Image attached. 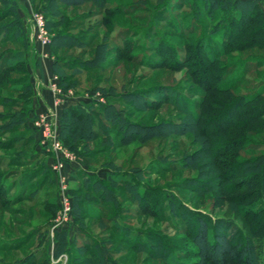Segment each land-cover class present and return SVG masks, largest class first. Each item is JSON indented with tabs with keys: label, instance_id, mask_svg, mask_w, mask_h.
Here are the masks:
<instances>
[{
	"label": "trees",
	"instance_id": "1",
	"mask_svg": "<svg viewBox=\"0 0 264 264\" xmlns=\"http://www.w3.org/2000/svg\"><path fill=\"white\" fill-rule=\"evenodd\" d=\"M109 1L38 0L39 3L37 4L36 2L34 3V0H31L35 4L34 7L39 5L42 9L46 10L48 8L49 12L46 10L48 13L47 17L50 18L52 15H55L54 12L52 13L50 11L57 9L58 6L78 8L91 2L95 6L102 8ZM116 1H119V3L113 5V8L108 13L109 16L126 18V16H130L129 14L139 10L147 13L148 19L150 20L141 33L143 37H147V41H150L149 35L156 37L155 44L152 48L158 57L157 59L154 58L151 60L150 63L156 64L154 68L158 69L166 65L160 62L166 59H173L175 64L181 65L180 68L189 70L188 75L192 80V88H189L188 93L195 95L198 100H190L187 96L169 85L158 86L148 90L135 89L132 92H123L118 94V100L114 102L108 101L111 99V96H109L110 93L114 94L113 92L107 90L109 92L105 94L102 92L103 90H100V94L105 97L104 103L88 101L84 104L69 105L60 110L57 134L62 146L75 154L77 153L76 156L78 158H86V155L91 152L88 148V143L97 140L99 137L104 139L101 142L102 144H100V148L104 147L105 150H112V148L120 149L122 147H128L135 142L144 144L154 138L192 135L191 142L198 144L199 147L190 153L184 154L176 164H167V166H175L170 169L171 171L191 168L197 160L208 157L209 154L217 155L216 159H224L226 157H234V152L242 150L248 144H251L252 147H264L262 143V140H264V13L260 8L261 0ZM122 1L126 3L120 4ZM18 9L19 4L16 0H0V76L4 73L12 74L18 68L22 69V80L15 81L16 84L20 82L23 84L18 88L8 89L7 91L14 92L19 96L28 93L29 96L27 99L20 98L16 100V105L18 104L17 108H19L18 111L6 115L3 119L5 122L0 126V134H3V132L18 134L22 131L24 136L22 135L16 141L10 138L6 141V144H0V150L2 151L10 150L11 146L13 147L14 144L19 142L21 143L15 147L16 149L30 145L34 141L37 144L34 132L29 125L31 118L35 114L34 109L29 107V103L32 104L33 90L30 84V73L26 67L31 44L22 20L18 16ZM183 10L184 12H182ZM139 17L141 22L145 20V18ZM157 18L162 23L165 22V26L171 31H164L160 35L157 33L159 35L158 37L155 34L158 30L154 31L153 29L155 27L152 24V21H155ZM44 20L45 29L48 32L56 28L55 21L51 19L46 20L45 18ZM112 27H114L113 24ZM128 33L129 30L127 28L117 30L116 37H121L124 41L121 47L115 46V48H112V54H114L112 58L113 62L126 59L122 58V56H125L127 47L129 45L131 46ZM77 38L74 35L64 32L53 33L50 36V52L53 54L56 49L65 48L67 45L70 47L73 45L74 47L81 46L84 42L78 41ZM166 38H176L179 43L180 41L183 42L182 46L184 47L179 46L180 44H169ZM77 41L78 44H76ZM99 48L102 49V45ZM181 50L184 53L182 58L176 54L178 51L182 53ZM118 56L121 58L117 60ZM126 56L132 59V55ZM91 61L85 63L89 64ZM74 62L78 64L77 67L75 65L73 66ZM157 64L162 65L157 66ZM82 65L79 61L71 60L65 62L55 58L52 63V72L58 79V86L64 90L69 87H74V83L70 82V80L79 76L81 71L95 68L100 70L104 67L102 60L95 66L88 68H84ZM168 65L170 67L172 64ZM35 66L38 67L37 62ZM111 67L114 66H108V68ZM238 68L241 70H237L239 72L235 74L233 81L228 84H219L222 80L226 81L232 71ZM214 69L219 70L216 72ZM247 70L253 71L258 77L252 79L253 83L250 84V88L243 91L244 93L235 94L234 91L236 89H243L241 88L242 79ZM67 71H69V74ZM0 89L4 90L2 85ZM230 93H233V96L230 97ZM214 94H227L226 96L229 97H227V101L222 102L215 98ZM150 95L154 96L152 100L148 98ZM120 103H123L126 108L132 109L136 113L147 110L153 111L159 106L168 103L183 120L177 123L162 120L141 123L127 120L124 118L125 112L123 108L119 106ZM23 106L25 108H22ZM96 107L102 112L101 116L104 123L102 128H99L100 126L98 127L100 123L95 117ZM215 107L220 110L215 112ZM204 115L205 117H203ZM222 119L223 121L220 124L219 122ZM252 126L254 130H249ZM112 127L116 130V143L112 142L110 140L111 138L108 137L112 134ZM234 129L245 133L248 132L253 136L261 135L263 139L251 143L242 137L228 140L227 135ZM218 134L222 135V137L220 136L222 141L219 142L218 152H208L209 150L203 148V146H208L211 143L217 144L219 139ZM199 139L202 140L199 141ZM81 147L83 149L82 152H77ZM100 148L92 150V152L104 151ZM248 149L251 148L248 147ZM40 150L44 151L43 149ZM18 155H21L19 159H25L28 156V154H23L24 156L22 154ZM1 160L2 158L0 156ZM159 164L158 160H155L152 166ZM148 165L151 166V164ZM105 167L108 172L104 179H99L93 175H83L85 178L81 186H77L76 189H70L69 195L72 204V221H77L79 225H83V220L86 219L95 222L102 220L101 210L96 208L94 204L108 207L112 218L109 229L111 233L107 238L109 242L104 243L98 235L93 236L81 227V234L78 235L81 238V244L76 246V248L73 247L74 245H71L74 250H72L73 253L69 251V259L62 252L60 246L57 247L53 254L54 259L65 255L67 258L66 264H119L113 258L114 255L118 254L117 249H108L107 247L113 242V238L116 237L117 241L120 240V243L127 246L130 245L131 248L134 242L133 234L137 233V231L125 222L130 210V206H126L125 204L129 203L128 205L138 207L140 215L143 216L148 214L147 212H150L149 209L153 207L154 211L158 210L159 203L155 204L153 201V205L149 206L152 202L150 200L151 198L138 192V189H146L148 187L146 181L143 180V169L129 168L120 170L112 166L111 162H107ZM230 167L237 170L235 174L242 173L246 176V178L244 176V178L238 180L240 184H243V186H240L241 188L245 187L244 183L246 184L248 182L247 179L250 177H248V173L253 174L252 181L258 188V191L256 188V192H252L254 194L242 195V198L235 196L234 198H230L229 201L234 202V204H242L248 199L259 195L260 198L255 200V203L259 206L257 211L263 214L259 219H264V154H256L249 158H243L240 162ZM74 169L70 172L69 181L73 179L72 173L76 171ZM46 170L50 175L52 174L47 167ZM217 178L216 176L214 178H208L207 181L197 179L186 181H189L190 184L192 182L196 184V186H189V190L198 195L204 193L202 191L207 192L216 189V186L213 187L211 184L208 185V183L213 180H218L216 181L218 185L221 184V180ZM231 179H238V176L230 177L229 180ZM4 187L5 185L0 184V192ZM84 187H87V190L93 192L94 196L89 197L90 200H93L88 202L90 203L89 206L80 210L78 207L82 208L87 204L85 197L88 196V191H83L84 197L81 196V198L78 195L75 196L74 193H78ZM233 192L234 190L230 194ZM162 200L170 204L167 205V208L172 209L173 207H178L179 213H177V220L183 225L186 224L184 227L191 232L190 242L192 245V249L189 248L187 250V254L192 258L189 263L179 260L171 252L163 253L161 250L159 251V255H163V264H229L231 262L233 264H254L253 252L249 240L246 236H243L240 230L236 227L234 228L232 223L215 221L199 211H195L192 214L193 218L188 220L185 214L181 212L182 208L180 206H184L181 202H175L176 199L172 201L169 199ZM235 200L237 201L235 202ZM51 202L54 203L53 200ZM175 204L178 206H174ZM256 208V206H253L252 211ZM156 211L150 215H154ZM173 216H176V214H173ZM54 235L55 239L61 242L63 236L65 237V232ZM144 238L148 241L150 236L146 234ZM140 245L144 246L146 244L143 242ZM46 262L47 258L45 257L43 264ZM56 264H59V262H56Z\"/></svg>",
	"mask_w": 264,
	"mask_h": 264
},
{
	"label": "rangeland",
	"instance_id": "2",
	"mask_svg": "<svg viewBox=\"0 0 264 264\" xmlns=\"http://www.w3.org/2000/svg\"><path fill=\"white\" fill-rule=\"evenodd\" d=\"M149 1L147 2L149 3ZM35 2L37 4L39 3L38 0H34ZM116 3L118 4L119 1L110 0L102 8L95 6L91 2L78 8L58 6L57 9L50 11L55 14L51 18L47 17L48 13L46 10L49 12V9H42L39 5L33 6V12H30L29 15L23 13L22 23L31 44L30 55L26 64L30 75L32 73L30 71L36 68L35 63L40 59L38 47L30 39L32 35L31 14L40 12L46 20L51 19L56 22V28L48 32L50 36L55 32H64L74 35L78 37V41L84 42L79 47H74V45L70 47L67 45L65 48L56 49L52 54L49 48V41L47 51L51 56V62L55 58L65 62L75 60L81 62L84 68L95 66L100 60L104 63V67L100 70L97 68L83 70L79 76L72 78L70 82L74 83V87H69L65 90L61 88L64 93L70 90L72 92V98H81L83 101L78 100L81 104L88 101L94 102L95 99H90L93 93H98L103 99L102 103H104L105 97L100 94V90H103L102 92L105 94L109 92L107 90L113 92L114 94L110 93L109 96H111V99L108 101L114 102L118 100L117 96L120 93L132 92L135 89L148 90L165 85L172 86L190 100H198L195 95L188 93L189 88H192V80L188 75L189 70L180 68L181 65L175 64L173 59L163 60L160 63L166 65L161 66L162 64H157V66L162 67L158 69L154 68L156 64L150 63L151 60L154 58L157 59L158 57L152 48L155 44L156 37L149 35L150 41H147V37H143L141 33L150 20L148 19L147 13L139 10L129 14V18L127 16L126 18L109 16V11ZM125 3L124 1L120 2V4ZM139 16L145 18V20L141 22ZM112 24L114 27H112ZM152 24L155 27L153 30H158V32H155L156 35H158L157 33L160 35L164 31H171L165 26V22L162 23L158 18L152 21ZM124 28L129 30L128 34L130 36L131 46L129 45L127 47L125 56H122V58L126 59L118 60L121 58L118 56V61L113 62L112 58L114 54H112V48H115V46L121 47L124 41L121 37H116V32ZM80 35L81 37H79ZM78 41L76 44H78ZM166 41L172 45L180 44L179 46H182L183 44L182 41L179 43L176 38H166ZM186 44L188 43L186 42ZM100 45H102V49L99 48ZM176 54L182 58L184 53L178 51ZM35 55L38 56L37 61ZM126 55H132V59L127 58ZM90 60H92L91 63H85ZM168 64L172 65L169 67ZM74 65L77 67L78 64L74 62ZM108 66L114 67L108 68ZM219 69H214V71L217 72ZM21 70L18 68L12 74L4 73L0 76V86L2 85L4 88V90L0 89V126L4 124L5 121L3 119L6 115L18 111L19 108H17L18 104L16 105V100L20 98L27 99L29 96L28 93L19 96L14 92L7 91L8 89L18 88L23 84L22 82L16 84L17 80H22L23 70ZM237 70L240 71L241 69L233 70L228 79L226 81L222 80L219 84H228L233 81L235 74L239 72ZM67 73L69 74V71ZM253 73V71L247 70L242 79L241 88L243 89H236L234 91L235 94L244 93L243 91L250 88V84L253 83L252 79L258 77ZM226 95L214 94L215 98L222 102L228 100L227 97L229 96ZM231 96H233V93H230ZM152 97L154 96H148L151 100ZM33 98L34 96L32 95V104L29 103V107L32 109H34ZM119 106L123 108L125 112L124 118L127 120L141 123L158 122L159 120L177 123L183 120L168 103L159 106L156 110H147L138 113L126 108L123 103H120ZM62 107H64V104ZM22 108H25V106ZM95 109V117L100 123L98 127L100 126L99 128H102L104 124L101 116L102 112L97 107ZM219 110L216 108L215 112ZM222 121L223 119L219 123L221 124ZM253 128L252 126L249 130H254ZM115 131L114 127H112V134L108 136L114 143L117 142ZM22 135V131L18 134L3 132V134H0V144H6V141L10 138H13L15 141L19 140ZM220 136L222 137V135L218 134L219 139L217 144L211 143L208 146L204 145L203 148H207L209 150L208 152H218L219 142L222 141ZM240 137L246 139L249 143L263 139L261 135L253 136L248 132L245 133L236 129L227 135L228 140ZM192 138L190 134L154 138L144 144L135 142L128 147L105 150L104 147L100 148V144H102L101 142L104 139L99 137L97 140L88 143V148L91 152L86 155V158H78L76 156L77 153L75 154L70 151L77 158L78 169L75 168L77 170L72 173L73 179L68 183L69 190L76 189L77 186L80 187L85 178L84 176L93 175L99 179H104L108 172L105 165L107 162H111L112 166L120 170L129 168L143 169V180L146 181L148 187L146 189H138V192L151 198L150 200L152 202L149 206L153 205V201L155 204L159 203L158 210H155V216L150 215L152 212H155L153 210L154 207L149 209L150 212H147L148 214L143 216L140 215L138 207L128 205L129 203L125 204L126 206H130L125 222L137 231V233L133 234L134 242L131 248L135 249L134 251H132L133 249L131 250L130 245L127 246L120 243V240L117 241L115 236L112 240L113 242L107 247L108 249H117L118 254L114 255L113 258L119 264H163V255H159V251L161 250L163 253L171 252L175 254L179 260L186 263L192 260L187 254V250L189 248L192 249L190 242L191 232L184 227L186 224L183 225L177 220V213H179L178 207H173L172 209L167 208L169 203L164 202L162 199H169L170 201L176 199L175 202H181L184 205L183 207L180 206L182 208L181 212L185 214L188 220L193 218L192 214L195 211H199L215 221L232 223L233 227L240 230L243 236H246L249 240L253 252L254 264H264V219H259L263 214L257 211L259 206L255 203V200H258L260 196L256 195L242 204H234V202L229 201L230 198H234L235 196L241 197L249 193L254 194L252 192H256L257 188L252 181L254 175L250 173H248V177H250H247L248 182L246 184L244 183L245 187L241 188L240 186H243V184H240L238 180L244 178L245 175L242 173L235 174L237 170L232 169L230 166L237 164L243 158H249L256 154H264V147H252L251 144H248L247 146L251 149L247 150V146L243 147L242 150L234 152V157H226L224 159H216L217 155L209 154L208 157L197 160L191 168L171 171L170 169L175 166H167V164H176L184 154L190 153L199 147L198 144L191 142ZM201 140L199 139V141ZM20 143L14 144L13 147L11 146L10 150H0V156L2 158L0 161V184L5 185L0 192V264H43L45 257L47 258L45 264H56V259H54L53 254L58 246L61 247L62 252L69 259V251L73 253L72 250H74L71 245H74L73 247L76 248V246L81 244V238L78 236L81 234V227L93 236L98 235L104 243L109 242L107 238L111 233V230H109L112 221L111 214L107 206H99L97 204H94V206L101 210L102 220L95 222L86 219L83 220V225H79L77 221L73 222L71 217L72 223L70 226L66 225L64 228L49 235L50 223L56 217L58 210L54 176L52 174L50 175L46 170V167L49 170L50 155L45 150H40L41 148L35 141L30 145L16 149L15 147ZM262 143L264 144V140H262ZM97 148L104 151L92 152V150H96ZM82 150L81 147L77 152H82ZM18 154H22V156L28 154V156L25 159H19L21 155ZM155 160H158L160 164L152 166ZM148 164H151V166ZM216 176L218 177L217 179L221 180V184L218 185V182H216L218 180H213L208 183V185L211 184L213 187L216 186V189L209 187L213 190L207 192L202 191L204 193L198 195L189 190V186H196V184L193 182V184H190L186 180L197 179L207 181L208 178H214ZM233 176H238V179L229 180ZM86 190L87 187L81 188L74 195H78L80 198L81 196L84 197L83 191L86 192ZM233 190L234 192L230 194ZM87 191L88 196L85 197L87 204L82 208L78 207L80 210L89 206V201H93L89 198L94 196L93 192ZM52 200L54 203L51 202ZM174 206L178 205L175 204ZM253 206L257 208L252 211ZM75 208L77 207L75 206ZM173 214H176V216H173ZM60 232H65V237L63 236L61 242L56 240L54 235ZM146 234L150 236L148 241L144 238ZM138 239L139 241H137ZM73 240L74 242L71 243ZM143 242L146 245L141 246L140 243ZM67 258H65V261L60 260L57 262L59 264H66ZM229 264L233 263L231 262Z\"/></svg>",
	"mask_w": 264,
	"mask_h": 264
},
{
	"label": "built area",
	"instance_id": "3",
	"mask_svg": "<svg viewBox=\"0 0 264 264\" xmlns=\"http://www.w3.org/2000/svg\"><path fill=\"white\" fill-rule=\"evenodd\" d=\"M264 13V4L260 6ZM33 40L38 47L40 59L50 58L48 46L50 35L45 29V20L40 12L31 14ZM47 90L51 96V102L47 110L35 112L29 125L34 132L35 140L38 146L49 153V170L54 176L57 197V214L50 223L49 235L71 224V198L69 195V175L74 165L77 164V158L67 150L58 140V117L57 110L62 108L66 99V93L58 86L57 78L53 76L47 84ZM90 98V97H89ZM90 99L102 103L103 99L98 93H93ZM65 255H61L57 261H65Z\"/></svg>",
	"mask_w": 264,
	"mask_h": 264
},
{
	"label": "crops",
	"instance_id": "4",
	"mask_svg": "<svg viewBox=\"0 0 264 264\" xmlns=\"http://www.w3.org/2000/svg\"><path fill=\"white\" fill-rule=\"evenodd\" d=\"M16 1L19 4V9L17 10V13H18V16L21 18V20L23 19V13H26L29 15L30 12H33V6L35 4H33L31 0H16ZM261 4H264V0H261ZM35 56L37 57L36 58V61H37L38 56L37 55ZM37 63H38V67L36 66L34 70L30 71L32 72L30 75V84L32 86L33 96H34L33 98L34 111L41 112V111L47 110L50 105L51 96L47 90V84L49 83L50 79L55 75L52 72L53 61L51 62V56L50 58L39 59ZM66 95L67 96L64 101V107L69 106V105L81 104V102H78V100L83 101L81 100V98H76V97L72 98L71 97L72 92L70 90L67 91ZM61 109L57 110L58 114L60 113ZM77 167H78V164L74 166V168H77ZM77 169H74V170H77Z\"/></svg>",
	"mask_w": 264,
	"mask_h": 264
}]
</instances>
